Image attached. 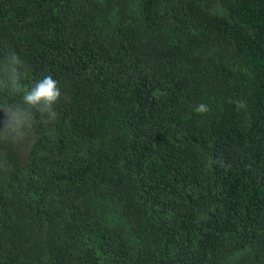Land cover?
I'll list each match as a JSON object with an SVG mask.
<instances>
[{"label": "trees", "instance_id": "trees-1", "mask_svg": "<svg viewBox=\"0 0 264 264\" xmlns=\"http://www.w3.org/2000/svg\"><path fill=\"white\" fill-rule=\"evenodd\" d=\"M7 49L63 97L0 144V264H264V0H0Z\"/></svg>", "mask_w": 264, "mask_h": 264}, {"label": "clouds", "instance_id": "clouds-1", "mask_svg": "<svg viewBox=\"0 0 264 264\" xmlns=\"http://www.w3.org/2000/svg\"><path fill=\"white\" fill-rule=\"evenodd\" d=\"M30 65L16 51L0 50V111L7 119L0 128V144L22 146L38 123L45 125L57 120V106L63 97L57 80L51 75L28 83ZM242 107V101H232ZM195 111L207 114L206 104H199ZM225 167L222 161H216Z\"/></svg>", "mask_w": 264, "mask_h": 264}]
</instances>
